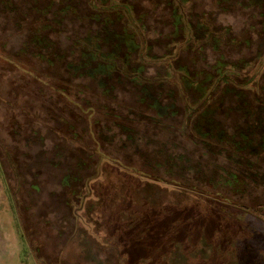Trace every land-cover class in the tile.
Listing matches in <instances>:
<instances>
[{
    "label": "rangeland",
    "instance_id": "obj_1",
    "mask_svg": "<svg viewBox=\"0 0 264 264\" xmlns=\"http://www.w3.org/2000/svg\"><path fill=\"white\" fill-rule=\"evenodd\" d=\"M127 1L145 26L146 55L160 57L145 75H164L152 89L162 118L128 77L108 78L105 92L101 75L70 67L79 61L76 38L101 29L105 18L85 17L90 0H0V264H151L159 253L180 250L195 264H264V168L249 151L229 157L185 130L186 102L170 65L211 71L222 58L264 86V5L184 0L185 31L166 0ZM111 17L118 32H133L125 17ZM203 25L226 38L206 41ZM43 36L51 46L41 45ZM133 39L139 42L137 34ZM123 52L138 65V50ZM200 93L190 90L195 99ZM260 95L248 96L254 109ZM238 102L228 94L215 117L240 141L236 129L256 120ZM255 133L259 138L262 129ZM112 159L208 196L139 177ZM230 172L244 174L245 186ZM83 191L89 196L80 206Z\"/></svg>",
    "mask_w": 264,
    "mask_h": 264
},
{
    "label": "trees",
    "instance_id": "obj_2",
    "mask_svg": "<svg viewBox=\"0 0 264 264\" xmlns=\"http://www.w3.org/2000/svg\"><path fill=\"white\" fill-rule=\"evenodd\" d=\"M160 1L161 0H155L157 4ZM166 1L174 6L175 24L177 26L179 24H185V31H189V29L191 30V25H188L187 20L190 16L188 13L183 11L184 4L182 3L184 0H181L182 2H178V0ZM251 1L255 4L264 5V0ZM90 6L93 9V12L91 11L90 13H87L85 17L88 16V18L91 17L93 19L94 17L97 18L104 15L105 18H102L103 22L101 29L89 33L84 37L76 38L75 46L80 53L79 61L76 65L70 64V67L75 71L83 69L90 77L101 75L100 85L105 88V92H109V89L106 87L108 85V78L113 75L128 77L135 84L142 86V102H146L149 98L153 99L152 89L154 88L156 80H160L161 77H164V75L152 78L145 75L146 66H148L151 61L160 57L148 56V54L146 55L145 52L150 49V46H148V41L144 33L145 26L142 23V19L135 16L133 5L127 0H90ZM69 7L71 9L73 8L72 5L67 6L66 8ZM113 14L125 17L127 20V26L129 29L133 30V32H128L130 31L128 29H125L124 32H118L115 28H113L112 26L116 21L111 17ZM202 27L204 28V34L207 37L206 41H211L212 39L222 40L226 38V33L222 30H216L214 27L210 28L208 25H203ZM135 34L139 37V42H136L133 39ZM193 37L194 35H192V38ZM195 39L199 40V45L205 41L197 37H195ZM40 40L42 41L41 45L43 47H49L52 45V41H49L47 37L43 36ZM109 45L112 49L107 51L106 48ZM123 47L127 48L129 52L134 50L139 51L138 59L135 60L138 63L137 66L131 65L130 54L127 52L124 53ZM260 56L262 55L260 54ZM170 65H173L174 71L178 72V75L175 77L179 80V83L175 85H177L186 102V116L183 124V126H185V130L189 129L191 135L205 142L207 145L221 146L222 149L227 151L229 157L237 158L238 156H242L243 153L249 151L257 156L258 163H260L258 165L264 168V97L261 95L258 97L257 109H254L253 105L248 100V96L250 94L256 93L259 95L262 90L264 91V86L259 84L254 77H241L239 75L241 72L240 66L235 63L230 64L222 58L212 66L211 71L202 70L191 73V71L186 68L177 69V67L174 66V63H171ZM259 76L260 78L264 77V70ZM198 78L202 79L198 80ZM192 88L201 92L197 99L190 95V90ZM230 93H234L239 101L237 108L246 115H253L256 120L255 125H251L250 129L245 130L242 127H238L236 129L235 133L241 136L240 141L236 140L235 134L229 135L224 129L223 124L216 120L215 117V113L222 107L224 98ZM148 106L151 109L153 108V111L159 116V118H162L165 114L163 108L158 106L157 99L154 100L153 105L148 104ZM257 128H261L262 133L259 138L255 139L254 136L257 135L255 133ZM112 160V164L122 170H131L132 173L137 174L139 177L155 179L158 182H163L171 186L183 188L184 190L199 193L200 196H208L205 191L197 189L196 187L185 185L188 183L186 181L179 182L174 179L158 178L138 169H130L122 165L120 162L114 159ZM229 175L238 187L245 186L247 183V178L244 174L230 172ZM70 177L72 179V176L70 175H67L65 178L67 186H70ZM262 178H264V173L262 174ZM86 187L87 183H85L82 187V190ZM80 194L83 196L77 197L80 199L77 204H80L81 206L83 204L82 201L86 199L89 194L85 195L84 191L80 192ZM221 200H225L233 206L242 208L247 212L255 211L256 213H259L260 210L262 211V207H248L235 201L229 202L227 198ZM260 215H262V217L264 216V214ZM164 250L166 251V249ZM125 263L129 264L127 261H125ZM151 264L195 263H191L190 259L183 253L182 250H180L173 257H166V255L162 256L159 253L158 257H155V259L151 261Z\"/></svg>",
    "mask_w": 264,
    "mask_h": 264
}]
</instances>
